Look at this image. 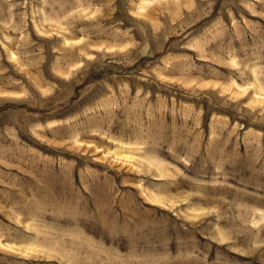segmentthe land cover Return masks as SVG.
<instances>
[{
    "label": "rangeland",
    "instance_id": "obj_1",
    "mask_svg": "<svg viewBox=\"0 0 264 264\" xmlns=\"http://www.w3.org/2000/svg\"><path fill=\"white\" fill-rule=\"evenodd\" d=\"M0 264H264V0H0Z\"/></svg>",
    "mask_w": 264,
    "mask_h": 264
}]
</instances>
